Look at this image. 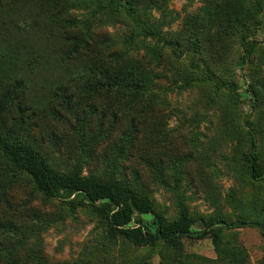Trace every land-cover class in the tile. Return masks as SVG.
<instances>
[{
  "label": "rangeland",
  "instance_id": "1",
  "mask_svg": "<svg viewBox=\"0 0 264 264\" xmlns=\"http://www.w3.org/2000/svg\"><path fill=\"white\" fill-rule=\"evenodd\" d=\"M0 1L7 2L0 11V107L17 87L0 111L1 131L12 138L19 131L56 171L79 163L83 177L127 183L167 221L183 203L196 220L193 230L199 218H263L264 186L246 177L240 158L249 151L251 125L264 165V26L255 50L243 56L239 35L218 27L185 40L186 19L205 2L219 7L223 0H152L144 22L180 43L177 56L163 45L154 60L141 37L128 41L134 29L124 20L99 24L102 15L89 14L82 0ZM73 18L88 23L90 34L86 49L71 54L66 37L77 32L67 22ZM99 69L113 81L135 69L154 82L119 90L105 84ZM249 85L261 94L256 106ZM229 239L240 264H264L258 228L236 229ZM0 248H11L20 264H211L216 258L208 237L146 247L110 237L90 206L73 210L61 197L44 198L1 154Z\"/></svg>",
  "mask_w": 264,
  "mask_h": 264
},
{
  "label": "trees",
  "instance_id": "2",
  "mask_svg": "<svg viewBox=\"0 0 264 264\" xmlns=\"http://www.w3.org/2000/svg\"><path fill=\"white\" fill-rule=\"evenodd\" d=\"M151 2L152 0H82L83 8L87 9L89 14L96 12L102 15V21L99 19V24L113 23L117 19L124 20L127 26L134 29V35H131L132 39L128 41L141 37V46L151 59H159L163 45L170 48L172 54L177 56L180 50L179 41L173 39L166 41L154 25L143 20L142 15L150 14L148 7ZM6 3L0 1V11L3 12ZM67 22L69 25L78 26L77 32L68 34L66 37L67 50L71 54L85 50L86 37L90 34L89 24L82 19L74 18ZM185 25V40L193 38L197 33H208L215 27L221 28L219 31L224 29L238 34L243 56H245L255 50L257 44L255 34L264 26V0H223L219 7L205 2L197 12L186 19ZM148 38L154 41L152 46L145 42ZM262 62L264 63V60ZM135 72V69L127 71L124 76L114 79L115 81L101 69L98 73L103 76L107 86L119 90L129 88L138 91L139 87L154 82ZM185 86L187 85L183 84L181 87ZM15 89L6 95L0 111L15 98ZM246 92L250 93L253 106H256L257 97L261 94L257 92L256 95V91L250 85ZM246 134L250 138V148L248 153L240 158L244 173L250 181H260L264 186V165L258 161L255 135L251 125L247 127ZM0 154L10 165L27 176L35 190L44 198L61 197L73 210L76 207L90 206L105 223L110 237L121 238L136 247L153 246L158 242L174 246L182 238L202 240L208 237L216 258L207 262L240 264L229 239L234 230L244 227L258 228L264 236L261 229V225L264 226V215L258 222L250 219H236L227 223L222 219L199 218L197 219L200 222L199 228L193 230L196 220L190 217L186 207L180 203L176 218L167 221L161 213L155 211L147 195L137 193L125 182L115 179L102 180L92 175L83 177L79 163L65 173L52 169L35 148L20 138L19 131L16 137L12 138L10 134L0 130ZM262 212H264V204ZM140 215H149L151 219L149 222L143 221L138 218ZM133 222L135 224L130 226ZM0 258L4 259L5 264H20L16 253L14 255L11 248H0Z\"/></svg>",
  "mask_w": 264,
  "mask_h": 264
},
{
  "label": "water",
  "instance_id": "3",
  "mask_svg": "<svg viewBox=\"0 0 264 264\" xmlns=\"http://www.w3.org/2000/svg\"><path fill=\"white\" fill-rule=\"evenodd\" d=\"M261 229H262V231L264 232V226H263V225H261Z\"/></svg>",
  "mask_w": 264,
  "mask_h": 264
}]
</instances>
